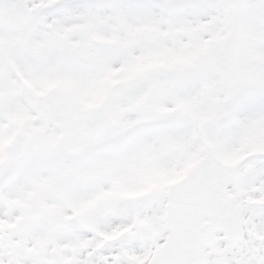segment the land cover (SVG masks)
I'll return each mask as SVG.
<instances>
[{
  "label": "snow or ice",
  "instance_id": "6c2138e0",
  "mask_svg": "<svg viewBox=\"0 0 264 264\" xmlns=\"http://www.w3.org/2000/svg\"><path fill=\"white\" fill-rule=\"evenodd\" d=\"M0 264H264V0H0Z\"/></svg>",
  "mask_w": 264,
  "mask_h": 264
}]
</instances>
